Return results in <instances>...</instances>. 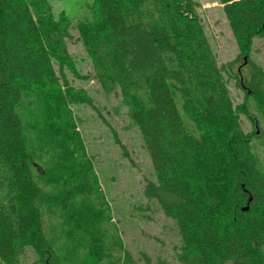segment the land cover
<instances>
[{"label":"trees","instance_id":"trees-1","mask_svg":"<svg viewBox=\"0 0 264 264\" xmlns=\"http://www.w3.org/2000/svg\"><path fill=\"white\" fill-rule=\"evenodd\" d=\"M219 2L238 45L235 61L251 70L237 79L246 95L239 106L193 0H93L79 31L103 92L119 93L139 130L155 174L144 194L175 222L178 262L264 264V165L251 145L264 124V70L249 55L254 39L264 40V0ZM71 24L49 0H0L2 264H20L27 249L36 264H135L115 231L85 226L81 247L69 238L77 199L94 193L91 171L45 180L52 165L42 164L46 149L37 152L24 120V108H34L35 134L54 136L69 105L94 106L65 72ZM240 114L254 130L243 131Z\"/></svg>","mask_w":264,"mask_h":264},{"label":"rangeland","instance_id":"rangeland-1","mask_svg":"<svg viewBox=\"0 0 264 264\" xmlns=\"http://www.w3.org/2000/svg\"><path fill=\"white\" fill-rule=\"evenodd\" d=\"M49 1L55 15H66L72 23L71 37L67 40L72 61V71L65 69L68 81L73 86L84 88L94 102V106L69 105L63 119L66 123L54 136L46 133L37 136L35 122L30 118L31 111L36 110L28 107L23 110L24 115L28 113L24 120L31 133L32 145L37 152L46 149L43 150L42 164L49 169L52 165L50 175H44L45 180L49 176L51 179L55 172H59L56 174L58 178L66 180L79 169L91 171L94 193L83 201L77 199L78 209L73 210L75 214L69 223L72 231L69 238L73 240L74 237L77 246L81 247L88 239L81 228L90 227L92 232L107 229L108 233L115 231L119 235L135 264H180L176 254L181 240L175 222L164 214L154 199L144 194L145 185L155 180V174L139 130L127 117L119 93L103 92L95 77L94 58L87 51L84 35L79 31V23L90 17L93 0ZM193 1L216 61L226 68L224 77L232 102L239 106L246 95L237 79L249 76L251 70L243 58L235 61L239 49L223 5L219 0ZM249 55L264 70L262 38L254 39ZM239 119L244 132L254 130V125L245 115L240 114ZM260 129L261 132L256 130L257 136L251 145L264 165V124ZM49 146L51 154H48ZM47 159L50 161L46 165ZM51 183L50 187L56 191L60 188L59 181ZM73 231L76 235H72ZM35 258V254L27 249L19 262L36 264Z\"/></svg>","mask_w":264,"mask_h":264},{"label":"water","instance_id":"water-1","mask_svg":"<svg viewBox=\"0 0 264 264\" xmlns=\"http://www.w3.org/2000/svg\"><path fill=\"white\" fill-rule=\"evenodd\" d=\"M246 208H247V206H246Z\"/></svg>","mask_w":264,"mask_h":264}]
</instances>
